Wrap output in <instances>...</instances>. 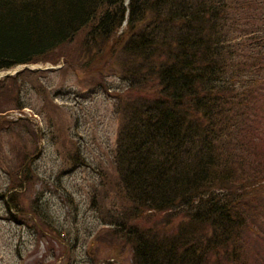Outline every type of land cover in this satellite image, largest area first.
Instances as JSON below:
<instances>
[{"label":"trees","instance_id":"1","mask_svg":"<svg viewBox=\"0 0 264 264\" xmlns=\"http://www.w3.org/2000/svg\"><path fill=\"white\" fill-rule=\"evenodd\" d=\"M241 15L253 28L237 27ZM260 24L264 0H0V71L45 60L83 34L81 56L116 53L128 89L144 88L124 103L116 143L121 209L92 203L132 264L261 256L252 234L264 201H251L264 188ZM23 186L18 179L9 191ZM147 212L167 215L147 228L133 222Z\"/></svg>","mask_w":264,"mask_h":264},{"label":"rangeland","instance_id":"2","mask_svg":"<svg viewBox=\"0 0 264 264\" xmlns=\"http://www.w3.org/2000/svg\"><path fill=\"white\" fill-rule=\"evenodd\" d=\"M238 19L240 30L253 28L249 17ZM82 38L45 60L0 71V264H132L130 246L92 203L121 209L116 143L124 103L144 88L128 89L116 53L81 56ZM259 131L264 138L263 122ZM18 179L24 186L9 191ZM11 192L18 208L10 210ZM259 192L263 199L251 201H264ZM165 215L147 212L133 222L147 228ZM259 221L252 243L261 256L250 264H264V216Z\"/></svg>","mask_w":264,"mask_h":264}]
</instances>
